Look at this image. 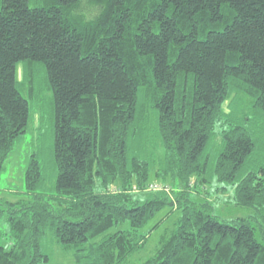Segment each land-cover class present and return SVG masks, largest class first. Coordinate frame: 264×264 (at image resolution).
<instances>
[{
  "label": "trees",
  "instance_id": "1",
  "mask_svg": "<svg viewBox=\"0 0 264 264\" xmlns=\"http://www.w3.org/2000/svg\"><path fill=\"white\" fill-rule=\"evenodd\" d=\"M45 1L0 0V173L28 124L18 63L54 103L52 179L32 155L25 198L0 202V264H48V233L75 264H123L162 211L144 264H264V0ZM215 182L252 214L219 220Z\"/></svg>",
  "mask_w": 264,
  "mask_h": 264
},
{
  "label": "rangeland",
  "instance_id": "2",
  "mask_svg": "<svg viewBox=\"0 0 264 264\" xmlns=\"http://www.w3.org/2000/svg\"><path fill=\"white\" fill-rule=\"evenodd\" d=\"M84 1V7L90 2ZM48 5L45 0H29V6L43 7ZM83 10L75 12L82 15ZM85 15V14H84ZM16 79L21 95L28 101L29 116L26 131L19 142L15 144L7 157L2 172L0 173V202H16L25 198L24 174L32 155L36 154L37 160L41 163L47 184L52 179L51 150L54 139V103L53 95L47 80L46 71L39 63H18L16 67ZM213 186L224 188V193L211 195L208 201L213 206L215 216L225 222H233L238 219L249 217L252 212L237 207L232 199V186L213 183ZM204 191H208L205 187ZM178 214L167 217V212L162 211L149 221L143 232L149 230L158 221L164 220L154 228L147 237L145 245L130 255L123 264H144L151 258L159 246L161 237L166 231L175 226ZM7 223L0 218V231H7ZM112 229L110 232H113ZM102 236L95 239L98 241ZM42 248L50 257L48 264H75L73 251L61 246L51 234L43 240Z\"/></svg>",
  "mask_w": 264,
  "mask_h": 264
},
{
  "label": "built area",
  "instance_id": "3",
  "mask_svg": "<svg viewBox=\"0 0 264 264\" xmlns=\"http://www.w3.org/2000/svg\"><path fill=\"white\" fill-rule=\"evenodd\" d=\"M154 190H157L158 188L156 186L153 187Z\"/></svg>",
  "mask_w": 264,
  "mask_h": 264
}]
</instances>
